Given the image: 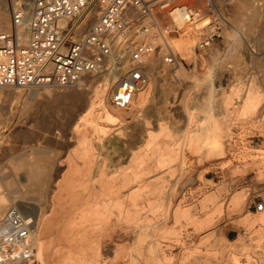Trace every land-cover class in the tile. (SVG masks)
Returning <instances> with one entry per match:
<instances>
[{
	"label": "bare ground",
	"instance_id": "6f19581e",
	"mask_svg": "<svg viewBox=\"0 0 264 264\" xmlns=\"http://www.w3.org/2000/svg\"><path fill=\"white\" fill-rule=\"evenodd\" d=\"M32 1L33 0L25 1L24 5L26 9L31 7ZM205 1L212 5L215 13L220 16V27L221 29L223 28V31L230 22L233 31H240L239 28L241 27L237 28L234 24L238 21H242L244 26H246L243 30L251 32L257 28L258 20L261 17L264 19V5L261 0ZM5 5L7 6L0 7V22L3 24L7 22L6 25H9L11 19H8V14H10L13 5L11 7H8V4ZM203 7H206V5ZM10 16L12 18L13 13ZM207 21L208 18H204L198 21L196 25L205 24ZM146 22L149 24L156 23L152 18H148ZM176 22L180 26L184 24L180 17H177ZM19 31L25 30L19 28ZM190 32L191 31H175L167 35L164 34L163 31L153 29L141 34L137 32L134 34L136 42H151L162 48L158 49L155 54H151L147 57L144 64V72L148 77V81L135 92L128 107L116 108L115 110L110 106L107 99L112 84L114 83L113 93L115 87L128 68L129 61L127 58L120 59L116 62L112 69L107 71V74L103 76L102 80L96 79L98 82L96 81L97 84L95 86L93 85L94 87L90 88V86H88L87 92H93L94 95L91 99L84 102L82 101V108L84 107L86 109V113L80 116L73 126V132L78 139L77 142L79 146L77 151L74 152L70 158L68 174L60 182L56 183L58 184L56 187L57 191H53L55 194L53 196L51 195L52 203L49 208L46 209L44 208L45 206L42 208L41 204L36 205L43 211L39 214L36 222L31 218V212L28 211L24 213L17 208L26 224L27 236L18 243V247H20L19 254H13L8 257H2L0 254V264L212 263L210 260L202 262V256L193 257L192 254L187 253L188 247L186 237L189 234L188 232H184L186 237L182 236V231L185 230L188 225L192 226L194 228L192 229L195 230L194 232H197L199 236L205 237L202 234L203 230L205 227L212 225V223L215 224L213 218L217 214L219 215L223 208L222 202L218 200V194L216 192L205 195L202 201H199L200 204L194 205L193 203V206L185 204L184 200H186V198L184 199L183 196L186 193L184 191L187 190L188 185H192L196 180H199L196 178L197 176L194 175L196 171L193 169L192 165L184 159L186 156L188 157L190 155L191 152H187L186 150L190 142H193L191 138H188V135H184V142L182 144L180 143L182 145V150L178 151L177 146H173L176 143L175 140H169L170 130L168 131V126L161 123L159 127L160 132L158 131L159 134L156 135L147 131L145 125L148 122H144L146 140L144 139L145 145L143 144V148L139 149V151L137 150V152H128L126 150H121L119 146L114 147V145V148H112L114 150H110L113 156L110 160L111 164L116 161V158L124 154L129 155V164L125 169L119 170L113 174H108L107 169L109 165L104 161L100 162L98 159L100 147L110 145H107V143H105L106 145L100 144V142L108 136V134H106L108 128L103 127L99 121L103 119L108 123H124L122 121L127 118L132 120L135 119L138 112L146 107L147 101L152 96L155 89L167 93L166 88L162 87V84L157 85L159 79L174 77L182 81L185 78H192L195 76V80H190L191 84L189 85V89H193L192 92L194 95L192 97H195L192 108L200 109L202 103L205 101L202 96L201 98L199 97L200 95L198 96L199 92H196L202 88H204L203 95L205 98L214 101L213 106H217L214 100L216 95L215 91L217 90L210 84H206L204 87H202V85L208 78L222 75V69L224 68L223 60L225 58L223 57L224 59H222L218 52L214 50L212 52V71L204 76H202L203 74H194V76H192L191 73L182 66L184 56L182 57L178 55L180 53L176 52V44H179V42H177L175 38L176 36L180 38L181 33L184 35H193L196 31L194 33L192 32L193 34ZM209 33H211V31H209ZM171 36L172 38L170 39ZM234 37L235 38L230 39V34L229 38L225 37L228 45L226 49L227 56L231 60L238 59L242 54L241 52V54H239L241 41L238 39L237 34H235ZM20 38L22 41H26L27 33H20ZM185 42L186 43L181 46L186 47L187 41ZM194 43L195 50L197 53H200L198 41L196 40ZM188 44L190 47L188 50V57L185 59L198 63L199 59L196 57L195 53H193L194 45L191 42ZM209 47L211 48V42H209L208 48ZM168 53H174L176 58L175 63H168L165 60V56L169 55ZM152 55L153 57H151ZM154 55L156 56L154 57ZM165 62L168 67L161 68V66H165ZM259 65L264 68V61ZM86 77L87 76L84 78ZM84 78L78 85L67 87H82ZM202 80L204 81L202 82ZM214 80L215 78L211 80L210 83ZM205 83L207 82L205 81ZM251 85L253 87H251ZM251 85L248 87V83V88L244 89L242 85L240 86L237 84L226 93L221 91L222 97L221 102L219 100V105L228 107L233 103H231V98L236 95L237 97L235 98L239 99V113L241 115L253 112L256 113L261 107L264 90L259 89L257 84L254 86L253 82ZM46 86L50 85L33 87L30 96L35 97L37 90ZM221 87L222 86H220V88ZM48 94L50 93L48 92ZM60 97L61 96H59V98ZM68 97L74 102L80 101V97L78 96L70 95ZM172 97L174 100L176 94ZM170 103L171 101L166 103L167 107L171 106L168 105ZM187 103L189 104L190 102ZM184 111L185 115H187L186 118H190L188 109ZM227 115H229L228 112ZM188 121H186V123H188ZM211 121L213 123V120ZM124 124L127 123L125 122ZM92 133L94 137H92ZM131 137H133V135ZM161 138L162 140H160ZM96 139L97 142H99L98 144L95 143ZM208 142L210 141H207V143ZM177 143L179 144V141ZM177 143L176 145H178ZM200 143L203 144V141H200ZM211 145H213L211 146L213 148L208 146L209 149H212L210 150V154L211 152L219 151V147H215L216 145L214 144ZM203 146L204 145H202V147ZM204 148H206V146H204L203 149ZM204 150L207 151L206 149ZM197 151L198 152L192 153L198 155L201 152L200 149ZM93 155L97 162L93 165H87L86 161ZM43 168L44 169L40 171L33 167L25 176L28 189L31 192H38V188L42 185L43 187H47V190L42 194L38 193L41 194V198L52 186L51 180L56 174L55 162L49 160ZM176 171L179 172L178 178L176 177L175 180L170 179V176L176 173ZM162 172L163 174H161ZM39 177L42 179L41 182L39 181L40 183L37 181V179H40ZM166 177L169 178L166 180ZM39 191L42 192V190ZM7 195L2 193V191L0 192V235L3 233L2 229L5 228L6 215L9 208L16 207V205H11L7 208L9 204L8 201L11 200L9 195ZM244 195V192H239L234 195L230 200V204H232L233 207L244 205ZM208 204L212 205L211 212H205V208H207ZM240 208L239 210H241L243 206L241 209ZM47 211H49L50 214L45 216L44 214ZM176 222H179L181 225L178 223L176 224ZM240 222L247 227H256L257 229L254 231L253 235L259 238L264 236V211L254 215L247 213L242 217ZM183 227L184 229H182ZM26 248H28L29 251H25Z\"/></svg>",
	"mask_w": 264,
	"mask_h": 264
},
{
	"label": "rangeland",
	"instance_id": "374dc122",
	"mask_svg": "<svg viewBox=\"0 0 264 264\" xmlns=\"http://www.w3.org/2000/svg\"><path fill=\"white\" fill-rule=\"evenodd\" d=\"M25 1L0 0V7L7 6L5 4H8V7L13 5L10 14H8V19L10 20L12 19L10 15L13 13V8L15 9L19 4L24 5ZM183 1H187L195 7H203L207 3L205 0ZM261 1L264 5V0ZM230 23L226 25L224 31L223 28L216 31V36L211 42V48L204 49L200 53H197L195 50L194 42L207 34V31L195 32L194 28H190V33L193 34L195 32V34H186V36L181 33L182 36L180 35V38L175 37L176 41L179 42V44H176V52L180 53L178 55L184 56L182 66L192 76L194 74H203L202 76H204L212 71V52L214 50L218 52L222 59L225 58L223 60L224 68L222 69V75L208 78V80H205L207 83L202 80V82L204 81L202 87L210 84L217 90L214 97L217 106L214 107V101L205 98L203 95L204 88H202L196 92H199L198 96L200 95V98L202 96L205 101L201 99L204 102L202 101L200 109L192 108L195 97H192L194 95L193 89H189V85L191 81L195 80V76L192 77L193 79L185 78L182 81L174 77L159 79L157 85L162 84V87L166 88L167 93L155 89L152 96L148 99L146 107L138 112L135 119L127 118L122 121L127 124L120 122L108 123L103 119H99L101 125L108 128V132L106 133L108 136L100 144L106 145L105 143H107V145H110L100 147L98 159L100 162L104 161L109 165L107 169L108 174L125 169L129 164V155L124 154L116 158V161L111 164L110 160L113 156L110 150H114L112 148L116 146L128 152H137V150L139 151V149L143 148L146 140L144 122H148L145 125L147 131L156 135L160 132L159 127L161 123L168 126V131L170 130L169 140L174 139L176 143L179 141L178 145L175 142V145H173L174 147L177 146L178 151L182 150L181 144L184 142V135H188V138H191L193 142H190L186 151L195 153L200 149L202 154L200 152L198 156L190 153L188 157L184 158L192 165L196 171L194 175L199 180L187 186V190L184 191L186 194L183 198H186L188 201L183 200L185 204L193 206V203L194 205L200 204L208 193L216 192L218 200L222 202L223 208L219 214L220 216L217 214L213 218L215 224L212 223V225L205 227L203 230L202 234L205 237H201L197 232H194L195 230H193L192 226L187 225L186 229L182 231L183 237H186L184 232H188L189 234L186 237L187 253L192 254L193 257L202 256V262L210 260L211 264H264V236L259 238L253 235L257 228L254 226L253 228L247 227L240 222L242 217L247 213L254 215L264 211V209L256 211L254 207L255 203L264 200V96L261 107L256 113L241 115L239 113L240 103L238 102L239 99L235 98L237 97L236 95H233L234 97L231 98V103L233 102L232 104L235 105L230 104L229 108L219 105V100L221 102L222 97L221 91L226 93L237 84L242 85V88L246 89L253 82V85L256 83L259 89L264 90V68L259 65L264 61L263 17L258 20L257 28L251 32L243 30L246 26H244L242 21L234 24L237 28L241 27L239 28L240 31H233ZM4 24L6 25L7 22ZM228 32L230 39L235 38L234 36L237 34L238 39L241 41L239 54H242L238 59L231 60L227 56L226 49L228 45L225 37L229 38ZM185 41H187L186 45L188 47L181 46L186 43ZM188 41L194 45L193 53L199 59L198 63L185 59L188 57L190 47ZM164 65L161 68L167 66L166 62ZM255 65L258 67L256 68ZM105 74H107V71L87 76L84 78L82 87H41L37 90L35 97L30 96L33 88L12 87L0 89V192L8 194L11 199L8 201L7 208L11 205H16L24 213L29 211L31 212V218L36 222L39 214L43 212L36 205L41 204L42 208L45 206L44 208L46 209L50 207L52 203L51 197L55 194L53 191H57L56 187L58 184L56 183L67 176L70 158L79 146L78 139L73 132V126L79 117L86 113V109L82 108V103L91 99L94 95L93 92L88 93L87 88L88 86L90 88L94 87L98 82L97 80H102ZM212 78H215L216 81L214 80L210 83L213 80ZM248 83L249 86L247 87ZM220 86L223 88H220ZM113 87L114 83L108 92L107 99L110 106L116 110L117 107L111 102ZM251 87L253 86L251 85ZM175 94L176 98L173 100L172 96ZM67 95L78 96L81 102H74ZM59 96L61 97L59 98ZM170 101L171 103L168 105L171 106L167 107L166 103ZM187 102L190 103L188 104ZM187 109L190 118H186L187 115H185L184 110ZM227 112L229 115H227ZM211 120H213V123ZM132 135L133 137H131ZM92 137H94V134ZM204 140L210 141L208 142L210 144ZM200 141H203V144ZM95 143H99L97 139ZM211 144L216 145L215 147L217 148L219 147V151H214L210 154V150L212 149H209V147L213 148ZM202 145L206 146L204 149L207 151L203 149L204 146L202 147ZM49 160L55 162L56 174L51 180V188L42 196V199L40 195L47 190V187H43L42 185L38 188L42 192L39 190L38 192H31L28 189L25 176L33 167L40 171L43 170V166ZM96 162L97 160L93 155L86 161V164L93 165ZM178 174L179 172L176 171V173L170 176V179L175 180ZM168 178L166 177V180ZM37 181L41 182L42 179H37ZM239 192L245 193V204L240 206L241 208L243 206L242 209L239 206L233 207L230 204L231 198ZM211 211L212 205L208 204L205 212ZM49 214L50 212L47 211L44 215L47 216ZM177 223L180 224L179 222ZM228 232L231 233L229 238L227 237Z\"/></svg>",
	"mask_w": 264,
	"mask_h": 264
},
{
	"label": "built area",
	"instance_id": "2783aa9c",
	"mask_svg": "<svg viewBox=\"0 0 264 264\" xmlns=\"http://www.w3.org/2000/svg\"><path fill=\"white\" fill-rule=\"evenodd\" d=\"M148 18L156 23H147ZM204 18L208 21L197 26ZM190 28L207 31L198 39L201 52L221 29L220 16L208 2L206 7H195L183 0H33L29 9L19 4L9 25L0 23V88L75 86L85 76L110 71L127 58L128 68L111 97L115 107L126 108L148 81L147 57L162 48L136 42L134 34L156 29L168 35ZM23 32L26 41L20 38ZM168 54L165 60L175 63L174 53ZM254 207L263 210V200ZM2 230V257L19 254L18 243L26 238L27 228L17 207L9 208Z\"/></svg>",
	"mask_w": 264,
	"mask_h": 264
},
{
	"label": "crops",
	"instance_id": "0c3cea01",
	"mask_svg": "<svg viewBox=\"0 0 264 264\" xmlns=\"http://www.w3.org/2000/svg\"><path fill=\"white\" fill-rule=\"evenodd\" d=\"M229 232H231V231H229ZM229 232H228V234H227V237H228V238L230 237V234H231V233H229Z\"/></svg>",
	"mask_w": 264,
	"mask_h": 264
}]
</instances>
